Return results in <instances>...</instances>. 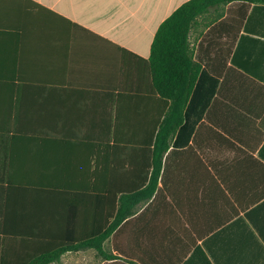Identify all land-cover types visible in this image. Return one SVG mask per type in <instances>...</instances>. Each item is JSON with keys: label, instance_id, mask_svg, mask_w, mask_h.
Masks as SVG:
<instances>
[{"label": "crops", "instance_id": "obj_1", "mask_svg": "<svg viewBox=\"0 0 264 264\" xmlns=\"http://www.w3.org/2000/svg\"><path fill=\"white\" fill-rule=\"evenodd\" d=\"M188 1L0 0L7 249L101 235L149 185L165 113L148 61ZM189 41L200 73L155 194L105 240L111 259L87 248L51 264H264V0L198 17Z\"/></svg>", "mask_w": 264, "mask_h": 264}, {"label": "trees", "instance_id": "obj_2", "mask_svg": "<svg viewBox=\"0 0 264 264\" xmlns=\"http://www.w3.org/2000/svg\"><path fill=\"white\" fill-rule=\"evenodd\" d=\"M238 1L243 0H190L166 19L156 33L148 70L152 78V89L157 97V108L160 107V118L164 113L165 118L157 121L158 132L152 153L153 173L149 185L144 187L145 183H141L140 190L122 196L114 221L101 235L76 244L49 247L22 243L20 247L7 249L5 243L0 241V264L57 263L65 253L87 248L95 249L101 256L111 259V256L104 253L103 243L123 221L132 216L138 205L155 194L163 155L170 146L171 136L183 122L185 107L199 76L200 67L193 59L189 41L192 26L198 17Z\"/></svg>", "mask_w": 264, "mask_h": 264}]
</instances>
